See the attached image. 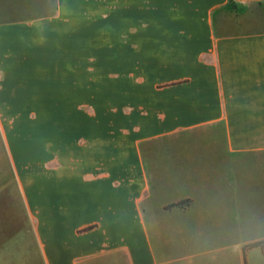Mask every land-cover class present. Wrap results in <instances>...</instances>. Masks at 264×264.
<instances>
[{
	"label": "crops",
	"instance_id": "crops-1",
	"mask_svg": "<svg viewBox=\"0 0 264 264\" xmlns=\"http://www.w3.org/2000/svg\"><path fill=\"white\" fill-rule=\"evenodd\" d=\"M53 4L41 17L0 19V101L111 103L100 109V130L58 135L48 167L33 160L32 181L17 178L14 203L31 230L16 242L19 254H32L22 263L100 264L104 254L123 252L128 264L205 256L208 264H243L242 247L264 240V226L250 234L248 225L250 213L260 217L249 212L250 195L264 200V0ZM230 7L242 16L229 15ZM100 21H112V31L100 34ZM215 132L220 137L200 142ZM185 133L198 134L189 147L199 157L161 162L157 183L171 192L163 195L149 169L159 160H143L141 148ZM8 161L0 160L1 252ZM179 237L199 250L166 254ZM245 261L264 264V249L247 250Z\"/></svg>",
	"mask_w": 264,
	"mask_h": 264
},
{
	"label": "rangeland",
	"instance_id": "rangeland-1",
	"mask_svg": "<svg viewBox=\"0 0 264 264\" xmlns=\"http://www.w3.org/2000/svg\"><path fill=\"white\" fill-rule=\"evenodd\" d=\"M54 9L53 0H0V19L41 17L53 13ZM100 10L101 13L110 12L111 14V6H100ZM227 11L231 16L233 14L238 16V18L242 16L238 10L232 7L227 9ZM109 23L110 25L106 26L100 21V34L101 32H106L107 30L105 29L110 26L112 31V21H109ZM224 23H226V29H229L228 24L230 21L226 19ZM94 44H96V40ZM110 103L99 100L82 102L0 101V160H9L8 248L6 249L3 246L2 252L0 250V255L3 254L4 257V261L1 263L0 256V264H23L24 259L30 260L31 257L29 255H32H27L25 250L21 252L22 254H19L16 248V242L25 238L29 231L31 232L27 217L18 207V203H14L16 201L14 192L19 190L17 178L24 179L27 182L32 181L36 174L33 168V160H43L48 167V160H51V153L55 151L54 145L58 135L69 134L68 138H70V133L73 132L83 133L81 131H85L91 134L100 130V109H107V105H110ZM57 109L77 110V115L74 116L71 113L64 117L52 116L51 113ZM34 113L40 114L35 116ZM85 132L84 135L86 134ZM85 136L87 137V134ZM197 136L198 134L195 133L172 135L141 148L143 160H153L155 162L159 160L156 166L152 163L149 164L151 185L154 191L158 188L163 191V195L171 193L163 185L157 183V177L162 175V161H166L168 166V161L198 159L199 156L196 155L193 147H189L194 140L196 144L195 137ZM217 137H220L218 132L202 133L199 140L203 142L205 140H215ZM250 158H253V156H250ZM250 163L249 174L255 176L258 174V169L254 162L250 160ZM47 167L45 170H47ZM154 171L157 173L154 174ZM170 176L169 173L164 172L162 178L169 179ZM171 177L176 178L174 175ZM252 179L250 180V192H253L254 190L252 189L257 185L255 178L252 177ZM252 194L257 196L254 193ZM253 195H250L248 200L249 212L255 211L260 214V217L259 219L251 218L256 213H250V220H248L250 234L255 233L256 228L260 231L261 227L264 226V215H262L264 214V200H258ZM242 233L245 234L244 231ZM188 237L186 236L185 239H190ZM179 238L173 239L171 244L165 246L166 254L169 256L179 255L178 257L193 256L199 250L194 244H181L182 238ZM208 249L202 248L203 253L208 254L206 252ZM33 259L36 261L35 257ZM210 260L211 257L207 256L195 258L194 264H208L207 261ZM100 264H128V262L125 254L118 252L104 254V257L100 258Z\"/></svg>",
	"mask_w": 264,
	"mask_h": 264
},
{
	"label": "trees",
	"instance_id": "trees-1",
	"mask_svg": "<svg viewBox=\"0 0 264 264\" xmlns=\"http://www.w3.org/2000/svg\"><path fill=\"white\" fill-rule=\"evenodd\" d=\"M259 247L260 249H264V240L258 241V242H253V243H249L245 246L242 247V255H243V264H246L245 261V252L247 250H250L252 248H256Z\"/></svg>",
	"mask_w": 264,
	"mask_h": 264
}]
</instances>
